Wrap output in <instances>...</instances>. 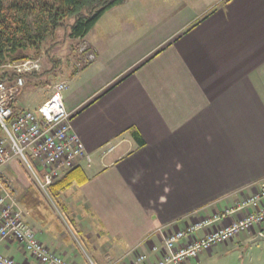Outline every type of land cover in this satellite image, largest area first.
<instances>
[{"label":"crops","instance_id":"0c3cea01","mask_svg":"<svg viewBox=\"0 0 264 264\" xmlns=\"http://www.w3.org/2000/svg\"><path fill=\"white\" fill-rule=\"evenodd\" d=\"M200 11L187 31L157 37L111 69L91 30L83 40L94 60L64 73L65 106L90 161L74 166L83 184L49 192L98 264H130L140 253L152 264L160 230L223 211L264 180V0L213 1ZM24 90L16 111L49 96L26 106ZM0 174L44 245L91 264L18 158ZM0 253L38 264L10 237H0ZM185 264H264V225Z\"/></svg>","mask_w":264,"mask_h":264},{"label":"built area","instance_id":"2783aa9c","mask_svg":"<svg viewBox=\"0 0 264 264\" xmlns=\"http://www.w3.org/2000/svg\"><path fill=\"white\" fill-rule=\"evenodd\" d=\"M84 48L91 53L87 59L90 63L95 54L90 48ZM40 70V60L33 58L0 65V76H14L11 82L0 80V170L12 159L18 158L39 191L50 201L49 189L61 178L62 172L73 169L79 159L90 161V156L73 130L72 115L65 106L64 94L69 89L66 80L55 82L47 99L36 110H14L13 104L26 85V77ZM35 165L41 168L42 174L35 169ZM262 225L264 180L254 185L250 195L223 211H214L180 229L160 230L161 244L151 245L155 256L152 264H185L197 259L201 253L227 244L242 233ZM0 237L15 239L38 264H75L52 252L37 238L34 230L23 220L22 209L1 174ZM148 261V256L140 253L130 264H145ZM0 264L19 263L0 253Z\"/></svg>","mask_w":264,"mask_h":264},{"label":"rangeland","instance_id":"374dc122","mask_svg":"<svg viewBox=\"0 0 264 264\" xmlns=\"http://www.w3.org/2000/svg\"><path fill=\"white\" fill-rule=\"evenodd\" d=\"M213 1L220 0H126L123 5L112 8L100 19L92 29L90 39L96 36L104 50V62L107 63V69H111L113 66L109 64L124 54L130 58L135 52H139L143 47L146 48L153 39L166 36L170 31H187L190 23L202 14L200 10ZM30 5L32 6L33 3ZM29 21L34 28L32 31L34 34L43 32L41 49L45 51L48 47L53 48L49 57L44 54L39 57L41 62V70L37 73L39 75L28 78L25 85L21 101L26 106L34 107L37 106L39 98H46V94H50L55 82L64 80L65 72L71 73L87 64L91 53L89 49L84 50V47H90V41L69 38L66 27L53 29L51 26L43 25V31H38L33 26L36 21L34 15L29 16ZM104 31H106L105 35ZM50 57L60 61L53 71H51L53 63L50 62ZM51 199L49 202L63 216L62 218L58 215L50 204L55 212L57 223L66 234L70 235V239H74L73 241L84 250L91 264H98L97 260L92 258L89 249L92 243L84 242V239L88 237L81 238L75 232L71 221L57 205V201L53 197Z\"/></svg>","mask_w":264,"mask_h":264},{"label":"trees","instance_id":"16d2710c","mask_svg":"<svg viewBox=\"0 0 264 264\" xmlns=\"http://www.w3.org/2000/svg\"><path fill=\"white\" fill-rule=\"evenodd\" d=\"M125 2L126 0H0V65L28 58L39 59L43 54L49 57L53 48L48 47L45 51L41 49L43 32H32L34 28L29 21L30 15H34L36 21L33 26L38 31H43V25L53 29L66 27L69 38L83 40L109 10ZM50 62L53 63L51 71L60 63L53 57H50ZM87 66L89 63L74 72ZM38 75L33 73L26 78ZM13 78L14 76H0V80L7 82H11ZM134 136L139 140L135 134ZM76 169L78 168L71 169L64 178L50 187L52 194L55 188L57 191H65L74 182L83 184L86 181L87 177ZM52 196L56 197V194ZM41 197L45 198L43 195Z\"/></svg>","mask_w":264,"mask_h":264}]
</instances>
